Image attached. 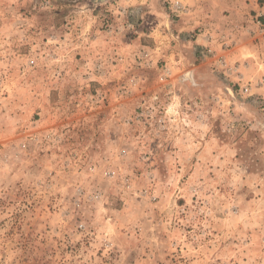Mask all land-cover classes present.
I'll return each mask as SVG.
<instances>
[{"label":"rangeland","instance_id":"1","mask_svg":"<svg viewBox=\"0 0 264 264\" xmlns=\"http://www.w3.org/2000/svg\"><path fill=\"white\" fill-rule=\"evenodd\" d=\"M174 1L0 0V264H264V0Z\"/></svg>","mask_w":264,"mask_h":264},{"label":"built area","instance_id":"2","mask_svg":"<svg viewBox=\"0 0 264 264\" xmlns=\"http://www.w3.org/2000/svg\"><path fill=\"white\" fill-rule=\"evenodd\" d=\"M189 0H175L172 7L175 12L183 13L184 16H187L189 14V8L187 7ZM253 40L261 45V47L264 48V22H261L257 20L254 24V30L251 31ZM208 43L212 44L211 37L205 38ZM220 44H221V53H215L214 49H206L207 54H209L211 57L215 58L216 63L221 66L228 74H235L237 72V69H235L233 66H230L227 63L226 55H224L225 51H228L233 45L234 41L229 39L228 37L221 36L220 37ZM242 92L247 93L248 89L244 87L241 89Z\"/></svg>","mask_w":264,"mask_h":264},{"label":"crops","instance_id":"3","mask_svg":"<svg viewBox=\"0 0 264 264\" xmlns=\"http://www.w3.org/2000/svg\"><path fill=\"white\" fill-rule=\"evenodd\" d=\"M189 3L191 4L192 10H189V14L187 16H185L184 18V32H189L192 31L194 28H196L199 25H203V23L205 22V20L203 19L205 16H207V13H209V11L211 12V15H214L215 12H212V8L210 7V5H207L205 8V5L203 2H200L199 0H190ZM254 3V4H253ZM256 3L257 1L254 0V2L251 3L250 5V10H256ZM230 10H233V12L231 13L230 16H224V18H227L226 20H230L232 19V14L234 12H237V8L236 7H231ZM192 13V15H191ZM219 13H216V16L219 18L221 16L218 15ZM212 17V16H211ZM202 19V24H200V19ZM192 19V20H191ZM234 19V17H233ZM206 43L203 41L202 35L198 36V40L195 43V46H204ZM190 46H193L190 44ZM194 46V47H195ZM233 58V57H231Z\"/></svg>","mask_w":264,"mask_h":264},{"label":"water","instance_id":"4","mask_svg":"<svg viewBox=\"0 0 264 264\" xmlns=\"http://www.w3.org/2000/svg\"><path fill=\"white\" fill-rule=\"evenodd\" d=\"M186 75H187V74H186ZM186 75H185V77H187ZM188 79H189L190 81H192L191 72H189Z\"/></svg>","mask_w":264,"mask_h":264},{"label":"bare ground","instance_id":"5","mask_svg":"<svg viewBox=\"0 0 264 264\" xmlns=\"http://www.w3.org/2000/svg\"><path fill=\"white\" fill-rule=\"evenodd\" d=\"M187 75H189V74H187ZM184 77V76H183ZM186 78V77H185Z\"/></svg>","mask_w":264,"mask_h":264}]
</instances>
